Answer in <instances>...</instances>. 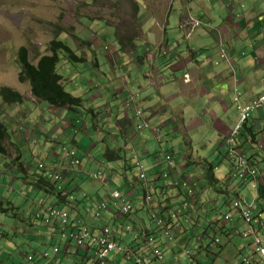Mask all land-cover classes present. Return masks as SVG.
I'll list each match as a JSON object with an SVG mask.
<instances>
[{
    "label": "clouds",
    "instance_id": "clouds-1",
    "mask_svg": "<svg viewBox=\"0 0 264 264\" xmlns=\"http://www.w3.org/2000/svg\"><path fill=\"white\" fill-rule=\"evenodd\" d=\"M191 1L193 4L196 3L195 0ZM136 3L137 6L134 4L133 8L138 10L139 2L136 0ZM241 8L242 12L237 14V19H243V21L240 23L237 20L235 23L238 35L243 34V29L248 32H251L252 29V25L245 22L247 15L244 13L243 4ZM174 10L176 9L171 12ZM207 10L204 6L200 7L196 15L181 22L179 27L181 29L189 28L190 35L195 30L212 34L218 24L217 21L215 23L214 19L207 18ZM258 10L257 20L259 22L257 27L264 38V6H256V11ZM171 12L169 11V14ZM258 14H261V18H258ZM82 17L93 19V24L104 21L107 25L115 26L117 29L120 47L105 46L112 53L111 56L109 55V60L114 70L111 73V78H109L110 69L105 70L108 79H114L113 75L116 73L117 79L125 76L124 73L129 75L130 72L139 73L135 70H140L139 67L142 63L154 60L152 68L149 66L147 70L142 71V82L147 79L156 80L155 75L157 74L161 80V85H166L173 82L170 79L178 73L180 74L178 80L181 79L184 85H191L195 82L192 71V69H196L195 67H201L199 71L206 70V64L209 63L211 65L208 69L214 70V63L210 61L214 58L218 59L215 61L216 65L220 62L225 63L226 69L221 71L220 77L224 79L226 75H230L232 79V92L225 98L227 106L233 114V121L229 120V114L226 110L219 115L229 124L227 131L220 130L219 132L220 137H217L219 148L209 153L208 150L205 155L199 156L198 159L194 158L192 153L189 156L185 155L182 160L178 159L176 155L179 152L176 153L175 150L166 148L164 140H167L169 136L173 137L176 131L181 132L184 136L191 133L193 129L184 133L181 128L186 124V120L182 117L189 108L188 121L196 122L195 128L204 126L205 121L203 119L192 116L194 112H197V102L200 99L183 96L182 104L176 107L161 101L159 104L147 103L145 100L150 101L151 98L143 96L144 93L141 92V90L144 91L143 87L138 88L136 83H131L133 86L130 94H132L129 96L128 102L123 104L124 107L121 110L103 102L100 91L103 87L98 74L101 71L99 68L94 69L96 72L94 74L97 76L96 78L91 77L86 87L87 92H89L86 99L67 90V77L58 71L63 76L62 83L65 89L73 96L81 97L83 99L81 104L62 106L61 104H52L47 98L36 95L32 82L29 79L21 80L24 66L23 52L26 53L31 65L38 66L44 56L53 55L52 42L54 40L61 41L63 42L61 45L62 53L59 56L64 59L63 64L70 65L71 60L65 57L67 51H71L78 57L85 55L79 53L74 45L81 40L79 44H84L90 49L86 48L88 52L86 62H88L92 51H95L89 44L97 45L100 44V41L97 36L88 39L79 35L77 25ZM75 20L77 23H69L67 26L59 25L63 30L62 33L65 34L64 36L60 35L50 42L41 43L36 47L22 45L18 48L17 59L21 63L19 77L23 84L29 83L31 85L33 99H25L22 91L18 89L15 90L22 95L23 101L8 102L0 95V123L7 130L3 141L7 151L3 154L9 158L13 156V153H9L8 141L17 145L14 152L18 153L17 156L14 155L17 160L14 165L12 160L7 165L11 166L14 171L17 168L25 171L27 175L25 181L28 184H33V188L48 193L49 196L48 201L42 200L44 195H39L38 202L29 201L33 207V218L29 220L33 222V225L30 222L27 223L32 227L30 232L35 229L36 234L38 232L40 239L36 243L42 249L39 254L37 252L30 254L29 259L34 260L35 255H40L41 258L52 257V261H49L52 264L55 257L62 253L58 246L53 248L52 253L47 248L41 247L53 239L49 237V233L38 230V228L54 221L67 223L70 229H73L71 230L70 241L62 242L66 246L64 252L68 254V257L69 255L76 257L74 264H121V262L125 264H130V262L132 264H166L164 262L166 246L170 245L174 249L178 247L193 257V247L189 245L193 238L195 244L198 243L197 249L205 251L218 246L221 243L220 235L223 233L230 236L240 235L247 240V243H243L239 247V251L248 255L251 253L249 255L251 257L244 256L243 263L264 264V207H260L256 203L259 198V185L264 186V117L260 118L254 115L257 110H264V88L255 95H251L243 87V82L239 77L240 60L258 51L260 42H258V46H253L254 52L252 53L241 47H238L239 52L236 53L226 45L228 40L221 35L216 40L213 38L215 40L213 45H186L184 46L185 51L178 53L173 48V44H177L178 47L180 44H184L173 39V34L169 33V29H172L169 23L161 22L164 34L160 39L159 46L152 51L148 45H144L141 51L136 52L137 40L140 37L144 38V33L143 36H139V30L135 31L131 40L127 35L123 37L119 35L118 26L113 24L114 20L110 18L94 19L82 14L75 17ZM156 24L153 23L152 26H156ZM250 35L248 34V36ZM197 45L203 46L209 51L208 57L205 58L204 54L201 53V48ZM166 48L168 50H165ZM170 53L178 54L177 57H184L185 59L177 63L172 61L169 63V67L163 70L154 64L155 57L158 55L166 57V61L169 62ZM252 58L256 62L261 57L256 55ZM86 62V67H88ZM71 63H82V61ZM256 63L261 65L264 71V61L260 60ZM75 69L77 71L74 72L82 71L79 68ZM228 69L230 72H227ZM162 77L164 79H161ZM91 90H98L99 96H94V92L90 93ZM135 96H138V100ZM161 104H163L162 109H160ZM211 104L214 103L210 100L209 107ZM56 107H60L61 111L58 112ZM120 112L122 119L128 120L130 126L119 128V133L113 137L110 145L107 146L106 156L110 160L121 158L122 154L125 156L124 172L127 178H129V172L132 173L140 182V189L144 190L145 202L138 205L130 204L128 196L119 189L112 190L105 197L99 193H93L90 190V184L81 182L85 178L82 173L84 167L80 156L82 143L75 136L78 132L89 127L96 129V132L101 135L104 132L102 128L108 126L107 121L111 117L119 122L116 113ZM203 112L208 114L205 110ZM177 118L178 122H176ZM206 124L212 128V122L208 117ZM152 137L159 143V148L156 151L150 150L153 142ZM231 139L232 141H230ZM224 145L225 148H223ZM57 148H60L59 151ZM109 150L111 152H108ZM216 151L227 153V155L225 158L222 155L217 157L216 162L208 157V154H215ZM90 153L88 152V155ZM39 154H42V157ZM254 157L258 158L259 166L255 169L251 167L253 176L248 178L250 176L248 175L244 181L245 187L253 192L254 197L251 203L244 205L242 198L245 196L242 195L241 187L238 186V190L234 189V191H230L228 187L233 180V166H237L239 163L246 166ZM222 161L226 163L222 169L226 171L225 178L227 180L222 182L221 178L216 175L220 181L219 184L211 183L206 179L207 169L210 165L218 169L219 166L215 164ZM29 164L31 167H36L35 172H31L32 168ZM148 169L152 171L150 175ZM182 174H188L190 179L183 177ZM104 176L105 171L98 170L94 173L91 172L88 178L97 181ZM259 179L262 183L259 182ZM74 183H78L81 188H71ZM210 190L213 197L210 196ZM215 191L219 194H215ZM230 193L236 195L230 198ZM238 193L240 194L238 195ZM0 200V204L5 209L21 207L15 204L5 207L4 200L1 198ZM223 207L228 209L222 212L225 210ZM142 210L148 212L154 227L148 226L144 219L139 216ZM122 217L130 218L134 225L128 220H122ZM35 219H40L41 222H36ZM164 238H166L165 241H163ZM158 241L160 245H158ZM0 264L5 263L0 262Z\"/></svg>",
    "mask_w": 264,
    "mask_h": 264
},
{
    "label": "rangeland",
    "instance_id": "rangeland-1",
    "mask_svg": "<svg viewBox=\"0 0 264 264\" xmlns=\"http://www.w3.org/2000/svg\"><path fill=\"white\" fill-rule=\"evenodd\" d=\"M137 1L139 2L138 10L133 8V5L137 4L136 0H99L96 2L92 0H0V89L5 86H11L14 89L22 91L25 99L32 100L31 85L29 83L23 84L19 77L21 63L17 59L18 48L22 45L36 47L41 43H48L53 38L60 35L64 36L65 34L62 33L63 30L59 25L67 26L69 23H77L75 17L78 15L84 14L94 19L110 18L114 20L112 23L118 26L119 35L121 37L127 35L131 40L133 39V34L136 30H139V36H143L144 33V38L140 37L137 40V47L135 48L136 52L141 51L144 45H148L152 51H154L155 47L159 46L160 39L164 34L163 28H161V22L166 23V20L164 19L167 17L168 11L171 12L173 9H176L169 14V17H171L170 20H173L172 23L179 20L180 15H177V9L179 6L182 7V10H184L187 15H189V0ZM213 1L214 7L212 8V4L209 0H195L199 8L204 6L207 9L212 10V14H214L215 11L220 14L225 7L221 0ZM247 1V4L243 3L245 11L251 9V2L254 3L255 7L264 6V0ZM252 9L254 12L256 11V8ZM153 17H156V19H153ZM219 17L220 16L218 15L213 16L215 23L216 18ZM258 18H261V14H258ZM182 22L184 21L182 20ZM258 22L259 21L257 20V23ZM153 23L156 24V26H152ZM172 29H169L170 34H173L174 31L178 40L185 41L180 34L176 33L175 26H172ZM77 31L83 38L93 39L96 38V36L99 38L98 40L100 41V44L95 46V51L101 63V69H110L111 71H114L111 61L109 60V55L112 53L110 50L106 49L105 46L120 47L118 33L115 26L107 25L104 21H99L98 24H93V19L82 17L78 22ZM80 42L81 40L74 44L77 47V51L88 56L86 49L88 47L84 44H79ZM232 43L239 44L238 46L243 48L246 45V40L235 36L232 38ZM226 45L229 48L231 47L228 41L226 42ZM173 48L177 50L178 53L185 51L184 45L181 44L178 47L177 44L174 43ZM88 50L90 49L88 48ZM165 50L168 49L166 48ZM119 55H121L120 52ZM170 55L171 59L169 62L166 61V57L158 55V57H155L156 60L154 64L163 70L168 68L169 63L172 61L173 63H177L185 59L184 57H177L178 54L170 53ZM89 60V63H91L92 57H90ZM153 61L154 60L150 62L148 60L145 63H142L139 69L145 71L149 66L152 68ZM63 63L64 59H61L57 68L60 73L67 77V90L76 95L83 96L86 99L89 93L87 92L86 87L89 84L91 77H93L95 70L89 69L83 63L70 62V65ZM210 65L211 64L209 63L206 64V73ZM74 67L79 68L82 71L74 72L77 71ZM116 74L113 75V80H117ZM72 78L73 80L71 81ZM179 78L180 74L177 73L174 78L170 79V81H176ZM161 79H164V77ZM153 84L157 85V83ZM137 85L138 88L144 87V84L141 81H139ZM132 86L133 85L130 84V89H132ZM192 88H194L195 93L198 95H202V92L205 91V87L199 85L198 79L192 85ZM219 88L220 86L216 87V89ZM151 91L157 92L154 85L152 86ZM141 92L144 93L142 90ZM90 93H93L94 96H99L98 90H91ZM221 97L222 96L219 94L213 96V99L215 98L220 101ZM136 98L138 100V96ZM209 99L210 96L199 100L197 102V112L192 114V116H199L205 121L203 127L199 126L198 128H195L196 122L188 121L189 108L182 117L186 120V124L181 126V128L184 133L189 129H193L191 133L184 136L181 132L176 131L173 134V137L169 136L167 140H164L166 148L173 149L176 153L179 152L176 157L180 160H182L185 155L189 156L191 153L194 158L198 159L199 156L205 155L208 150L209 153L214 152L219 148L217 132H214V130L206 124L207 117L209 119V114L203 112L204 110L206 112L209 108ZM112 101L115 103L114 98H112ZM56 109L58 112L61 111L60 107H56ZM176 122H178V118L176 119ZM228 128V123H224L219 127L223 132L227 131ZM75 138L82 143L80 156L84 167L82 173L85 175V178L81 180L82 183L87 185L90 184V190L93 193H99L105 197L109 195L112 190L119 189L123 194L128 196L130 204L138 205L141 202H145V194L144 190L140 189V182L130 172L129 178H127L124 172V164L126 162L125 156L122 154L121 158L113 160L107 158V147H105L104 144L108 142L110 145L111 138L106 133L102 132V134L99 135L96 132V129L89 127L88 129L85 128L84 131L78 132ZM80 139L83 140L81 141ZM152 141L150 150L156 151V149L159 148V143L153 137ZM7 145L9 153H13V156L9 158L7 155L0 153V198L4 200L3 204L5 207H10L12 204L20 205L21 207L17 209H13L12 207L5 209L2 204H0V262L5 264H50L49 261H52V257L41 258L40 255H35L34 260L29 259L30 254H33L34 252L39 254L42 252V249L38 247L36 243L40 238L38 232L36 234V229L30 232L32 227L27 223L30 222L31 225H33V222L29 220L30 218H33V207L29 201L38 202L39 195H44L42 200L48 201V193L33 188V184H28L25 181V177H27L25 171L19 168L14 171L11 166L7 165L10 160H12V164L14 165L17 161L14 158V155H18L17 152H14V148L17 146L16 144L8 141ZM223 148H225V145ZM59 149L60 148H57V151H59ZM88 152L91 153L88 155ZM39 155L42 157V154ZM219 156H221V153L218 151H216L215 154H208V157L216 162L217 157ZM145 162L147 163V161ZM215 165L219 166L218 169H215L217 177L221 178L222 182H225L227 180L225 178L226 171L225 169H222V166L226 165V163L222 161ZM31 168V172H35L36 167ZM98 170L105 171V176L97 181L96 179L89 180L88 176L90 173H94V171ZM147 171L149 175L152 172L149 169ZM182 176L190 179L188 174H182ZM248 185L251 184L248 183ZM209 186L212 187L213 185ZM78 187H80L78 186V183H74L71 186V188L75 189ZM228 188L230 191H234V189L238 190L237 181L233 179ZM215 194L219 193L215 191ZM235 195L236 194L234 193H230L229 197L233 198ZM210 196L213 197L211 190ZM205 199L207 200V198ZM261 201L262 203L259 201L257 203L260 207H264V200ZM223 208L225 210H222V212H225L226 209H228L227 207ZM139 216L144 219L148 226L154 227L146 210H142L139 213ZM121 219L128 220L134 225V222L130 218L122 217ZM35 221L41 222L40 219H35ZM220 237L221 243L218 246L214 249H207L205 251H199L197 249L198 243L195 244L193 238L189 243V245L193 247V257L185 250L179 249L178 247H175L174 249L168 245L164 249L166 253L164 262L166 264H246L243 263V257L249 256L251 253L249 255L241 253L239 247L242 246L243 243H247V240L236 234L230 236L223 233ZM165 240L166 238L163 239V241ZM157 243L160 245L159 241ZM55 246H58L63 250L64 242H62L59 237H54L53 240H49L41 247L47 248L50 253H52ZM75 261V256L69 255L68 257L66 252H62L55 257L52 264H74ZM121 264L125 263L121 262ZM130 264L132 263L130 262Z\"/></svg>",
    "mask_w": 264,
    "mask_h": 264
},
{
    "label": "crops",
    "instance_id": "crops-1",
    "mask_svg": "<svg viewBox=\"0 0 264 264\" xmlns=\"http://www.w3.org/2000/svg\"><path fill=\"white\" fill-rule=\"evenodd\" d=\"M209 1L212 4V8H213L214 1L213 0H209ZM221 2L225 8L223 11H221L220 14L217 13L216 11L214 14H212L211 13L212 10L210 9L207 10V14H208L207 18L209 19H214L213 18L214 15L220 16L219 18H216L218 25L215 24L217 28L213 30L212 34H208L203 31L195 30L190 35V33L188 32L189 28L181 29L179 27V24L182 22V20L187 21L189 20L190 16H194L199 12V7L197 3L193 4L191 0H189V6H188L190 7L188 9L189 15H187V13H185V11L182 10V7H179V9L177 10V15H180L179 20H176L174 23H172L173 20L172 21L170 20L171 17H169V11H168L167 17L165 18L166 24L169 23L171 26L176 27V33L180 34L185 41L178 40L176 36L174 38L175 33H173V39L177 42L183 43L184 46L186 45L189 46L191 44L192 45L199 44L203 46L213 45L215 43V40L218 39L219 36L223 35L228 40L233 52L238 53L239 44L232 43V38L235 36L236 37L238 36L246 40V45L243 48L248 49L249 52L252 53L254 52L253 46H258L259 45L258 42H260L259 50L255 51L252 55L250 54L251 56L242 58L240 60V65H239V68H240L239 77L241 78V81L243 82L242 85L248 90V92L251 95H255L256 93L260 92L264 88V84H263L264 71H263L262 66L261 65L259 66V64L256 63V62H259L260 60L264 61V38L262 37V33H260L257 27V21H256L257 12H259V10L254 12L252 8L255 9L256 7L254 3L250 1L251 9L249 11H244V13L247 12L246 14L247 18H245V22H249L252 25L251 32H248L246 29H243V34L238 35L236 31L237 25L235 23L237 20L238 22L239 21L241 22L243 21V19L242 20L237 19V14L242 12V8H241L242 4L243 3L247 4L248 1L247 0H221ZM248 34H251V35L248 36ZM213 38H215V40ZM203 46H198V47L201 48V53H203L206 58L208 57L209 51L207 49H204ZM256 55L257 56L260 55L261 58H258L257 61L255 62L252 56H256ZM217 60H218L217 58L210 60L214 63L215 68L214 70L208 69L207 73H206V70L199 71L201 67H195L196 69L194 70L192 69L195 82L198 79L199 85L201 87L202 86L205 87V91L202 92V95H198L195 93L194 88H192L193 84L184 85L181 79L176 82L173 81L166 85H161V80L156 74L155 75V77L157 78L156 80L147 79L143 81V84H144V87H143L144 95L143 96H149V98H151L150 101L145 100V102L147 103L153 102V103L159 104V101H161L164 104L168 103L171 106L176 107L182 104L183 96H188V97L200 99V100L210 96L209 100H211V102H213L214 104H211V107H209L208 111L206 112L209 114V119L212 122V125H211L212 129L217 132V137H220L219 127L222 126L226 122L219 115L222 114L224 110H226L229 114L228 116L229 120L233 121L232 120L233 114H231V111L229 110V106H227V102L225 98L226 95H229L232 92V88H231L232 79L230 75H226L224 79L220 77L221 71L226 69V64L220 62L218 65H216L215 61ZM227 72H230V69H228ZM153 83H157V85ZM153 85L155 86V89L157 90V92L151 91ZM217 86H220V88L216 89ZM219 94L223 97V98L222 97L220 98V101L215 98L213 99V96H217ZM162 105L163 104H161L160 109H162ZM164 111H166L165 108H164ZM254 115L256 117L262 118L264 117V110L263 109L257 110ZM197 118H200V117L198 116Z\"/></svg>",
    "mask_w": 264,
    "mask_h": 264
},
{
    "label": "trees",
    "instance_id": "trees-1",
    "mask_svg": "<svg viewBox=\"0 0 264 264\" xmlns=\"http://www.w3.org/2000/svg\"><path fill=\"white\" fill-rule=\"evenodd\" d=\"M53 44V55L44 56L38 66H33L28 62L27 55L25 52L22 54V60L24 62L23 72L21 74V80L26 81L30 80L33 85V90L36 95L41 98H47L52 104H61L62 106H74L81 104L83 99L81 97L73 96L69 91L65 89V86L62 83L63 76L57 70V64L60 62L61 57L59 56L62 53L63 42L54 40ZM91 48L95 50L96 44H89ZM96 51H92V60L91 63L86 62L87 58L86 55H81V57L75 56L71 51H67L65 55L66 58H69L71 62H78L82 61L83 64L88 63V67L91 69H100L101 71L98 73L101 79V85L103 89H101V95L103 102L113 105L119 109H123L124 103L128 102V98L130 96V84L131 83H138L139 81L142 82L143 76L141 75L143 72L141 70H135L136 72H130V75L124 73L125 76H121L117 80L108 79L106 78L105 70L101 69V63L97 57ZM86 65V64H85ZM120 72V71H119ZM96 73V72H95ZM112 71H109V78H111ZM133 73V74H132ZM97 74H93V77L96 78ZM105 77V78H104ZM121 89L123 91H121ZM106 90V91H104ZM104 91V92H103ZM0 95L7 100L8 102L14 101H23L22 95L15 89L9 86H5L0 90ZM114 98L115 103L112 101ZM109 111V110H108ZM114 111V110H113ZM119 122L114 118L111 117L107 121L106 127L102 128L103 133H106L110 138L111 141L113 137L119 133V128L130 126V122L126 119H122V113H116ZM6 128L1 125L0 123V152L5 153L6 147L4 145V140L6 136ZM105 147L109 146L108 142L104 144ZM108 152H111L109 150ZM109 154V153H108ZM223 158L227 155V153L221 152ZM119 157V156H118ZM249 165V166H248ZM259 166V160L257 157L251 158L250 164L248 163L246 166H242L240 163L237 166H233L234 169V176L233 179L237 181V185L242 189V195L245 196L242 198V204L248 205L253 201L254 194L253 192L245 187V178H251L253 175L251 173V167L255 169ZM215 168L213 165H210L207 169L206 179H208L211 183L219 184V179L216 177ZM259 182L261 180L259 179ZM240 192V193H241ZM238 193V195L240 194ZM259 198L256 200V203L259 201L262 203L261 200H264V186L259 185L258 188ZM1 202V200H0ZM25 204V203H24ZM62 206V205H61ZM38 230L44 231L49 233V237L53 239L54 237H59L62 241H70L71 238V230L67 223H56L52 221L51 223H46V226L38 228ZM40 231V234L42 232ZM40 239V238H39ZM74 239V238H73ZM66 246H64L62 252L65 251Z\"/></svg>",
    "mask_w": 264,
    "mask_h": 264
},
{
    "label": "built area",
    "instance_id": "built-area-1",
    "mask_svg": "<svg viewBox=\"0 0 264 264\" xmlns=\"http://www.w3.org/2000/svg\"><path fill=\"white\" fill-rule=\"evenodd\" d=\"M230 141H232V139Z\"/></svg>",
    "mask_w": 264,
    "mask_h": 264
}]
</instances>
